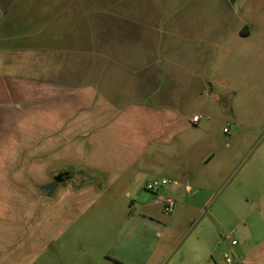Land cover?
Returning a JSON list of instances; mask_svg holds the SVG:
<instances>
[{"label":"crops","instance_id":"1","mask_svg":"<svg viewBox=\"0 0 264 264\" xmlns=\"http://www.w3.org/2000/svg\"><path fill=\"white\" fill-rule=\"evenodd\" d=\"M129 1L0 0V264H264V0Z\"/></svg>","mask_w":264,"mask_h":264},{"label":"rangeland","instance_id":"2","mask_svg":"<svg viewBox=\"0 0 264 264\" xmlns=\"http://www.w3.org/2000/svg\"><path fill=\"white\" fill-rule=\"evenodd\" d=\"M129 2L137 4L142 8L147 7L149 3L152 2L156 3L159 6L179 5L181 9L184 7L188 9L190 7H194V10H192V14L195 15L196 20L200 23L199 25L204 26L203 32L205 34H210L211 36H214V32L217 28L216 24L218 26L219 22L223 23L227 28H229V30L232 28L231 24L227 23L232 20V10H242V12H245L244 18L249 17L252 19L258 18V16L261 14L262 8V0H130ZM184 13V10H181L179 14L183 15ZM233 22L234 26L238 25L240 24V19H234ZM195 29H197V27L194 26L185 31H183L184 29L182 28L181 31L183 32L181 33L188 35L193 34V31ZM208 116L209 115L203 116L202 119L207 120L206 117ZM221 129L222 133L226 135L228 131H231L230 125L226 124L225 122L221 123ZM240 130L245 129L243 126H240ZM259 132H264V122L259 128ZM261 195H264V188L261 191ZM250 226L260 229L263 226V217L255 215L253 218L250 219Z\"/></svg>","mask_w":264,"mask_h":264},{"label":"built area","instance_id":"3","mask_svg":"<svg viewBox=\"0 0 264 264\" xmlns=\"http://www.w3.org/2000/svg\"><path fill=\"white\" fill-rule=\"evenodd\" d=\"M203 116L201 115H195L193 116L192 118V123L193 124H197L200 122V120L202 119ZM226 131V130H224ZM167 183H169V181H167L166 179H155V180H152L150 182H148L146 185H145V188L149 191H152V192H156L158 191V189L163 186V185H166ZM174 208V202L172 200H166L165 203H164V212L169 214L172 212ZM233 244H236V242L234 241ZM225 261L227 263H230L231 262V259L228 255H225Z\"/></svg>","mask_w":264,"mask_h":264},{"label":"water","instance_id":"4","mask_svg":"<svg viewBox=\"0 0 264 264\" xmlns=\"http://www.w3.org/2000/svg\"><path fill=\"white\" fill-rule=\"evenodd\" d=\"M64 180H65V177H64L63 174L60 175V176H58V177L55 179V181H56L57 183H60V182H62V181H64Z\"/></svg>","mask_w":264,"mask_h":264}]
</instances>
